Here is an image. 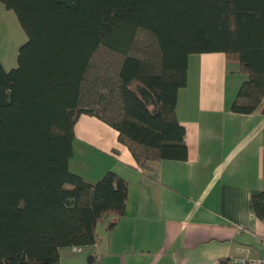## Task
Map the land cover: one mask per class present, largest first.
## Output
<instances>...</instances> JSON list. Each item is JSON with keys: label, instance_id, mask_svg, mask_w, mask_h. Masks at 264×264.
Masks as SVG:
<instances>
[{"label": "trees", "instance_id": "obj_1", "mask_svg": "<svg viewBox=\"0 0 264 264\" xmlns=\"http://www.w3.org/2000/svg\"><path fill=\"white\" fill-rule=\"evenodd\" d=\"M0 2L26 36L15 68L0 60V264H60L63 249L93 247L99 225L124 217L127 180L69 168L82 116L115 131L143 174L185 162L177 95L188 57L209 53L246 77L231 112L264 114V0ZM103 51L120 62L92 74ZM250 209L264 221V190Z\"/></svg>", "mask_w": 264, "mask_h": 264}, {"label": "crops", "instance_id": "obj_2", "mask_svg": "<svg viewBox=\"0 0 264 264\" xmlns=\"http://www.w3.org/2000/svg\"><path fill=\"white\" fill-rule=\"evenodd\" d=\"M14 15L0 2V60L6 70L17 64L7 57L21 32ZM245 80L223 53L190 55L175 108L188 159L153 163L151 174L137 170L110 127L79 119L70 170L92 182L113 171L129 182L124 217L110 219L111 229L109 220L102 224L101 237L99 225L95 245L87 248L92 264H219L245 256L244 250L251 257L260 254L264 221L252 213L250 199L264 190V114L231 112ZM82 121L98 131L88 129L86 141L78 137Z\"/></svg>", "mask_w": 264, "mask_h": 264}, {"label": "rangeland", "instance_id": "obj_3", "mask_svg": "<svg viewBox=\"0 0 264 264\" xmlns=\"http://www.w3.org/2000/svg\"><path fill=\"white\" fill-rule=\"evenodd\" d=\"M15 16V15H14ZM17 20V19H16ZM18 22V21H17ZM19 24V23H18ZM20 26V25H19ZM21 32L18 34H15V36H17L18 39V46L14 49V46L16 45V43L13 46V49L10 50L9 54H7V57H11V60H9V63L11 64L12 62L16 64V58H17V53H18V49L19 47L25 42H23L22 44L20 43V37L23 39L25 38V33L22 30L21 27H19ZM143 39H146L145 36L140 35L138 38V42H141ZM21 44V45H20ZM12 51H14V53H16V55L14 56L15 59L12 56ZM3 52V50H2ZM0 57L2 58V55L0 54ZM120 62V57L116 56V55H112V54H108L105 53V51H103L102 53H100L99 55L95 56V59L93 61V67H95V69L92 70V74H95L96 72H98L100 69L96 70V66H102V64H105L107 66L112 67L113 69L117 68L118 63ZM81 120H87L91 117L88 116H82ZM85 118V119H84ZM94 120V119H92ZM94 123H91L89 121H82L81 123H79L78 127H77V132H78V137L79 139L81 138V140L86 141V133L88 129H91V131L98 132L97 129H94ZM86 132V133H85ZM77 139L76 143H75V148H76V154L78 155V150H79V146H80V141ZM78 159V157L76 158V160ZM76 162V161H74ZM83 163V162H82ZM99 232L98 235L101 237L102 236V231H101V225L98 228ZM61 256L63 258V263L62 264H88V260L90 256V250L87 248H80L79 252H72V250L70 248L68 249H63L61 251ZM93 257V256H92ZM94 264H98V262L94 263Z\"/></svg>", "mask_w": 264, "mask_h": 264}, {"label": "built area", "instance_id": "obj_4", "mask_svg": "<svg viewBox=\"0 0 264 264\" xmlns=\"http://www.w3.org/2000/svg\"><path fill=\"white\" fill-rule=\"evenodd\" d=\"M258 245L260 249V254L258 256L251 257L249 256L250 252L244 250V253H246L245 256L232 259L230 260L229 264H264V231L259 237ZM71 250L75 253L79 252L80 248H73Z\"/></svg>", "mask_w": 264, "mask_h": 264}, {"label": "water", "instance_id": "obj_5", "mask_svg": "<svg viewBox=\"0 0 264 264\" xmlns=\"http://www.w3.org/2000/svg\"><path fill=\"white\" fill-rule=\"evenodd\" d=\"M92 261H93V258L91 256V257H89L88 264H92Z\"/></svg>", "mask_w": 264, "mask_h": 264}]
</instances>
